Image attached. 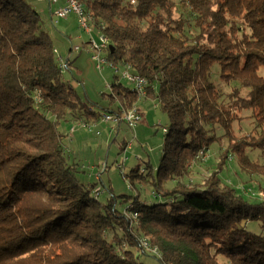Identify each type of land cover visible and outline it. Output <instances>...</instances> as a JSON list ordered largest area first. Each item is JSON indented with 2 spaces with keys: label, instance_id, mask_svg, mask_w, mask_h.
Masks as SVG:
<instances>
[{
  "label": "trees",
  "instance_id": "16d2710c",
  "mask_svg": "<svg viewBox=\"0 0 264 264\" xmlns=\"http://www.w3.org/2000/svg\"><path fill=\"white\" fill-rule=\"evenodd\" d=\"M79 2L107 38L105 59L143 77L144 98L167 117L156 171L147 162L126 175L163 201L100 203L95 185L77 180L58 126L93 124L101 112L63 79L39 14L0 0V264H142L151 250L160 264H264V236L246 230L264 231V199L219 176L234 156L243 183L264 194V0ZM109 89L114 113L139 100L116 75ZM242 119L249 133L234 129ZM212 143L216 163L191 180Z\"/></svg>",
  "mask_w": 264,
  "mask_h": 264
},
{
  "label": "rangeland",
  "instance_id": "374dc122",
  "mask_svg": "<svg viewBox=\"0 0 264 264\" xmlns=\"http://www.w3.org/2000/svg\"><path fill=\"white\" fill-rule=\"evenodd\" d=\"M40 16L43 30H45L54 49V56L61 66V75L74 88L82 102L91 105L95 112H103L110 109L117 110V102L108 99L110 93L109 86L115 76L114 70L107 64L97 68V52L91 47L101 45V33L93 22L89 23L90 32L87 33L80 28L74 14L66 19L58 20L52 24L49 11L52 13L60 6L61 2L52 5L47 0H24ZM78 48V51H73ZM71 50V51H70ZM105 59L104 52H101L99 60ZM217 66L211 69L212 80L217 83ZM122 84L129 90L133 89V84L123 80ZM226 90V88L224 89ZM138 103V106L136 105ZM135 105L145 113L142 121L134 128L128 127L125 123H119V130L110 134L113 123L98 121L87 124L90 128L67 121H61L58 130L63 135L61 147L65 151L69 163L75 162L79 165L77 180L87 185H95L93 196L98 202L104 203L109 196H115L121 202L125 196L123 207H126L136 194L139 200L149 204L159 203L163 198L155 197L152 193L153 187L149 184H141L133 181L130 184L126 176L132 168L138 166L142 172L145 163H149L153 173L159 164L161 147L163 143V129L167 127L168 120L157 105L154 98H139ZM244 116V115H243ZM75 132L70 133V128ZM234 129L242 133H249L252 124L248 119H242L239 124H234ZM109 142H107V139ZM129 145V151H124L121 144ZM225 145L223 139L220 143ZM219 146L212 143L209 147L208 155L204 161L194 164L191 169V180L198 181L208 176L210 164L216 163L214 157L217 156ZM209 166L207 167V165ZM221 180L237 190L245 198L264 199V194H259L257 189H253L248 183H243L247 179L240 173L234 156L223 167L219 174ZM253 185L256 186L257 180L252 178ZM262 182V181H261ZM260 182V184H261ZM175 182H167L165 187H173ZM264 191V182L261 185ZM252 188V189H251ZM256 188V187H255ZM252 201V200H251ZM246 230L254 235L264 236L260 224L257 222L248 223ZM148 250V248H146ZM152 254L140 255L139 261L142 264H160Z\"/></svg>",
  "mask_w": 264,
  "mask_h": 264
},
{
  "label": "built area",
  "instance_id": "2783aa9c",
  "mask_svg": "<svg viewBox=\"0 0 264 264\" xmlns=\"http://www.w3.org/2000/svg\"><path fill=\"white\" fill-rule=\"evenodd\" d=\"M49 4L55 5L61 2L60 6L52 13V24H56L58 20L66 19L69 15L74 14L77 18V22L81 29L85 32L89 33V23L93 22V17L91 14L85 13L84 9L79 2V0H47ZM100 31V29H99ZM101 33V32H100ZM108 46L107 38H105L101 33V45L99 47H95L94 43H91V47L97 52V56L94 59L97 60V68H100V65L107 64L111 69L114 70L116 76L119 79H123L131 84H133L132 91L138 96V98H143L146 95V80L133 72L131 66L129 64H124L122 66H117L108 62L106 59L99 60V56L101 52H105ZM73 51H78V48H73ZM60 66V64H59ZM61 68V66H60ZM141 112L136 105H132L127 110H121L119 113H102L100 116V121L104 123H113L115 125L119 123H125L128 127L134 128L141 121ZM84 127L90 128L88 125L80 124ZM71 128L70 131H72ZM206 153L200 152L198 154V158L201 161L206 159ZM96 197V196H95ZM132 218L135 220L136 215L133 214ZM146 247V244H143ZM154 254H156L155 250H151Z\"/></svg>",
  "mask_w": 264,
  "mask_h": 264
},
{
  "label": "crops",
  "instance_id": "0c3cea01",
  "mask_svg": "<svg viewBox=\"0 0 264 264\" xmlns=\"http://www.w3.org/2000/svg\"><path fill=\"white\" fill-rule=\"evenodd\" d=\"M49 14H50V20H51V22H52V12L51 11H49ZM119 81L120 82H122L120 79H119ZM133 87V86H132ZM132 91V90H131ZM117 105H118V102H117ZM136 105L138 106V103H136ZM91 106V105H90ZM118 107V106H117ZM139 107V106H138ZM93 109V108H92ZM139 109V108H138ZM102 113H108V114H110V113H114L113 111H111L110 109H109V111H103V112H101V114ZM141 115H142V117H144V115H145V113L142 111V109H141ZM146 116V115H145ZM142 117H141V121H142ZM140 121V122H141ZM99 122H100V120H99ZM70 123H75V124H77V125H80L81 124V122H79V121H77V122H70ZM119 125L120 124H117V125H115L114 127H111V131H110V134L111 133H113V132H117L118 130H119ZM73 128V127H72ZM70 130H71V128H70ZM69 130V131H70ZM75 132V129L73 128V130L72 131H70V133H74ZM107 139V142H109V139L108 138H106ZM123 148H124V151L126 152V151H129V145H124L123 146ZM95 190V189H94Z\"/></svg>",
  "mask_w": 264,
  "mask_h": 264
}]
</instances>
